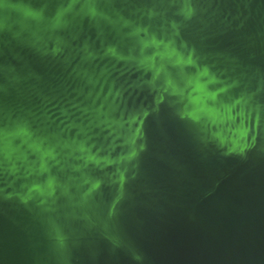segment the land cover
<instances>
[{"label": "water", "instance_id": "water-1", "mask_svg": "<svg viewBox=\"0 0 264 264\" xmlns=\"http://www.w3.org/2000/svg\"><path fill=\"white\" fill-rule=\"evenodd\" d=\"M0 264H264V0H0Z\"/></svg>", "mask_w": 264, "mask_h": 264}]
</instances>
